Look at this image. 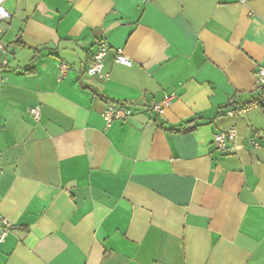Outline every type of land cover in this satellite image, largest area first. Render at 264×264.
I'll use <instances>...</instances> for the list:
<instances>
[{
    "label": "crops",
    "instance_id": "crops-1",
    "mask_svg": "<svg viewBox=\"0 0 264 264\" xmlns=\"http://www.w3.org/2000/svg\"><path fill=\"white\" fill-rule=\"evenodd\" d=\"M6 8L0 264H264V110L250 105L264 97V0ZM102 43L103 75L90 76ZM168 96L160 118L150 106ZM111 105L132 115L108 128Z\"/></svg>",
    "mask_w": 264,
    "mask_h": 264
},
{
    "label": "built area",
    "instance_id": "built-area-1",
    "mask_svg": "<svg viewBox=\"0 0 264 264\" xmlns=\"http://www.w3.org/2000/svg\"><path fill=\"white\" fill-rule=\"evenodd\" d=\"M9 0H0V25L1 23L8 21L12 18L11 13L6 8V3ZM2 31L0 29V35ZM109 51V47L106 43H102L100 45L99 52L94 55L91 64L87 68V74L90 76H102L103 75V68H104V60L107 56V53ZM116 62L118 64H121L126 67H132L133 63L123 55L121 50H118ZM70 71V66L66 63H62L60 65V72H59V80H62L65 78ZM256 82L259 87H264V68H259L256 72ZM175 97L174 96H168L166 97L161 103H154L151 104L150 108L153 112H155L160 118L164 117L165 112L168 108H170L173 105ZM264 106V97L260 101V103L254 106ZM247 110V108H243L239 111H230L229 115L235 116L239 113H243ZM31 116L36 122H39L41 120V107L36 106L31 109L30 111ZM132 115V110L129 108V106L126 105H111L109 106L105 112L102 114V117L106 123V126L110 128L115 123H121L126 121L130 116ZM236 138V131L234 129H231L226 132H222L220 134H217L214 138V144L217 147L218 150H221L223 152H228V143L231 141H234ZM259 144L257 142H254V147L259 148ZM3 170L0 165V175L2 174ZM11 224L3 219L0 216V243H2L8 236L10 232Z\"/></svg>",
    "mask_w": 264,
    "mask_h": 264
},
{
    "label": "trees",
    "instance_id": "trees-1",
    "mask_svg": "<svg viewBox=\"0 0 264 264\" xmlns=\"http://www.w3.org/2000/svg\"><path fill=\"white\" fill-rule=\"evenodd\" d=\"M256 103L257 102H253V103H250V105H252V106H254V105H256ZM260 103V101L257 103V105ZM248 107H250V106H248ZM259 108H261L262 110H264V106H260L259 105Z\"/></svg>",
    "mask_w": 264,
    "mask_h": 264
}]
</instances>
